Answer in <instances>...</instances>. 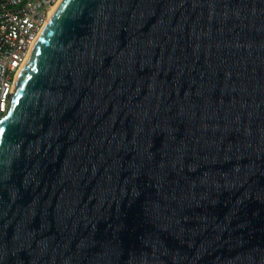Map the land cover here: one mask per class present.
I'll list each match as a JSON object with an SVG mask.
<instances>
[{
  "label": "water",
  "instance_id": "1",
  "mask_svg": "<svg viewBox=\"0 0 264 264\" xmlns=\"http://www.w3.org/2000/svg\"><path fill=\"white\" fill-rule=\"evenodd\" d=\"M0 264H264V0H62L0 122Z\"/></svg>",
  "mask_w": 264,
  "mask_h": 264
},
{
  "label": "built area",
  "instance_id": "2",
  "mask_svg": "<svg viewBox=\"0 0 264 264\" xmlns=\"http://www.w3.org/2000/svg\"><path fill=\"white\" fill-rule=\"evenodd\" d=\"M62 0H0V122L9 113L17 81Z\"/></svg>",
  "mask_w": 264,
  "mask_h": 264
}]
</instances>
